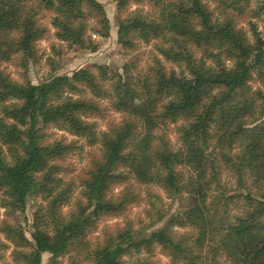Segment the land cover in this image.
<instances>
[{
    "label": "trees",
    "instance_id": "obj_1",
    "mask_svg": "<svg viewBox=\"0 0 264 264\" xmlns=\"http://www.w3.org/2000/svg\"><path fill=\"white\" fill-rule=\"evenodd\" d=\"M113 1L120 47L159 40L161 59L140 68L131 58L121 72L88 64L34 85L28 65L47 26L55 55L72 47L94 52L91 37L109 36L108 19L95 0H0V65L14 61L22 70L17 81L0 68V208L12 216L28 197L46 202L36 208L30 240L17 223L0 221V264H40L43 253L52 264L70 254L69 264H159L151 259L156 249L167 264H264V192L257 188L264 187V0L255 7L253 0H210L212 9L209 0ZM260 15L263 31L254 21ZM108 109L121 122L96 129L90 118ZM50 127L98 150L73 201L59 162L82 145L49 140ZM214 157L239 181L250 180L248 192L218 190ZM133 180L186 205L163 221L153 204L156 219L148 214L144 232L161 227L143 234L126 225L92 243L102 217L121 216L140 200ZM237 197L244 205L232 215Z\"/></svg>",
    "mask_w": 264,
    "mask_h": 264
},
{
    "label": "rangeland",
    "instance_id": "obj_2",
    "mask_svg": "<svg viewBox=\"0 0 264 264\" xmlns=\"http://www.w3.org/2000/svg\"><path fill=\"white\" fill-rule=\"evenodd\" d=\"M100 3L104 9L105 15L109 22V36L107 38H101L98 36H92L93 45H95L96 50L90 52L88 50H82L78 47L72 48H63V51L60 55H55V52L52 50V46L58 48V42L53 37V30L47 26V20H43V25H46L48 28L47 36L37 42V54L36 62H31L28 65L27 76L29 81L36 85L51 76L56 75H70L71 72L77 70L82 66L88 64H100L110 67L113 71L117 70L121 72L122 66L129 61L131 58H136L137 64L140 68H144L151 62L152 56L159 57L160 54L156 51L155 46L159 44V40H153L149 43L136 42L135 47L132 49H122L117 42V28H116V19H115V3L113 0H95ZM257 0H253L252 6L255 7ZM214 3L209 0V7L212 9ZM131 10L135 9L136 5L130 6ZM142 12H147L149 7L148 5H140L139 7ZM254 21L257 23L258 31H263V23L261 22V15L259 18H256ZM245 24H243L244 26ZM264 39V36H263ZM264 55V48H263ZM166 68L174 69L176 72H179V68L176 65L164 62ZM0 68L3 69L10 77L14 80H22V70L14 62H6L0 65ZM122 115L118 114L110 109L103 112L101 116L97 118H90V121L95 122L96 129L102 131L108 129L109 125H117L121 122ZM171 127V126H170ZM49 140H59L63 143H69L75 141L76 145H82V147L77 148L70 155L66 156L63 160L59 162L62 172L60 176L65 182L72 181L74 190H72V201L78 196V180H82L85 177L84 171L89 166L92 158H95L98 155V150L94 146H90L87 141L83 138L74 137L62 130L50 127L47 130ZM168 136L171 139L173 146L178 147L177 139L175 134L169 132ZM212 161L213 165L216 166V178H217V188L221 190L226 195H237L245 194L248 192L249 186H251L250 180L247 177L242 178L239 181L238 176L233 172V170L226 164L223 160L215 157ZM131 186L140 188V200L135 204L131 205L127 211L118 217H102L98 222L96 230L89 235V240L94 243L97 240L101 241L104 238V234L115 232L116 228H124L126 225L133 229L134 231L141 230L144 232V228L149 226V223L156 219L155 212H151L153 204L157 208L162 210L166 214L163 221L168 218L173 213L180 211L185 205L186 200L181 198L168 199L164 191L158 187L154 186H140L136 182L131 181ZM260 188L264 192V187ZM121 187H116L112 190V193H117L121 190ZM256 188L253 189L250 193L256 195ZM149 194V195H148ZM264 194V193H263ZM71 201V202H72ZM232 205H230V213L232 215L240 212L242 208L243 200L241 197H237L234 200ZM46 202L40 197H28L26 199L24 208L13 213L12 216L5 215L4 209L0 208V221L6 220L9 222L17 223L20 225L25 237L30 240V233L32 231V221L34 213L36 212L37 206L40 204H45ZM235 203V204H234ZM69 208L66 206L63 209L64 214L68 215ZM152 213L153 217L150 221L148 214ZM150 221V222H149ZM163 221L152 226L151 228L146 229L143 234H147L152 229L155 230L162 226ZM126 226V227H127ZM179 233L188 232L187 229H178ZM2 238V236H0ZM31 242V241H30ZM11 250V249H9ZM9 250L4 253L5 260H9ZM74 255H65L58 258L59 264H69L71 257ZM50 255L43 253L41 255L40 264H52L50 262ZM152 261L159 264H167L168 259H166L159 251L156 249L151 256Z\"/></svg>",
    "mask_w": 264,
    "mask_h": 264
}]
</instances>
